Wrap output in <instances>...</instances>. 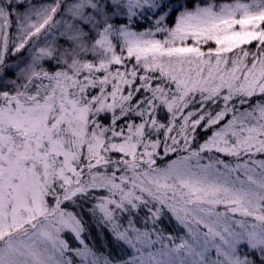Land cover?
Listing matches in <instances>:
<instances>
[{
	"label": "snow or ice",
	"instance_id": "6c2138e0",
	"mask_svg": "<svg viewBox=\"0 0 264 264\" xmlns=\"http://www.w3.org/2000/svg\"><path fill=\"white\" fill-rule=\"evenodd\" d=\"M0 264H264V0H0Z\"/></svg>",
	"mask_w": 264,
	"mask_h": 264
}]
</instances>
